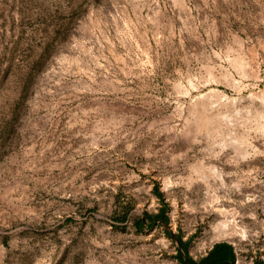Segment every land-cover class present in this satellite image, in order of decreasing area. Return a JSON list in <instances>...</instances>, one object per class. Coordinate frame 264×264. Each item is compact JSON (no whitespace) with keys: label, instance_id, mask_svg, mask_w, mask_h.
I'll return each instance as SVG.
<instances>
[{"label":"rangeland","instance_id":"1","mask_svg":"<svg viewBox=\"0 0 264 264\" xmlns=\"http://www.w3.org/2000/svg\"><path fill=\"white\" fill-rule=\"evenodd\" d=\"M175 234L264 262V0H0V264H179Z\"/></svg>","mask_w":264,"mask_h":264},{"label":"trees","instance_id":"2","mask_svg":"<svg viewBox=\"0 0 264 264\" xmlns=\"http://www.w3.org/2000/svg\"><path fill=\"white\" fill-rule=\"evenodd\" d=\"M152 194L158 199L159 207L154 214L143 213L134 221L137 227H142L144 221L146 225L151 226L154 223L166 224V209L167 205L163 202L161 193L155 188L151 190ZM126 213H124L123 218ZM173 240L177 245L174 258L179 264H231L234 258L232 246L227 242H216L206 251V253L198 259L191 258L187 252L186 247L188 241H182L178 234L173 236ZM253 264H264L263 261H256Z\"/></svg>","mask_w":264,"mask_h":264},{"label":"bare ground","instance_id":"3","mask_svg":"<svg viewBox=\"0 0 264 264\" xmlns=\"http://www.w3.org/2000/svg\"><path fill=\"white\" fill-rule=\"evenodd\" d=\"M214 210L218 213L219 217H221L220 222L218 221L219 222V224H218L219 227H217V228H219L220 231L218 230V234L217 235L218 236H220V235H227L228 236V234H231V236H232L233 234L231 232H234L233 226L236 225L235 224V222H236L235 217H231L232 215H229V214H232V213L228 214L222 208L216 207V208H214ZM229 216L232 219L228 218ZM217 228H216V233H217ZM200 249H201V247H200ZM233 264H239V260L237 258H235Z\"/></svg>","mask_w":264,"mask_h":264},{"label":"crops","instance_id":"4","mask_svg":"<svg viewBox=\"0 0 264 264\" xmlns=\"http://www.w3.org/2000/svg\"><path fill=\"white\" fill-rule=\"evenodd\" d=\"M231 246H232V244L231 243H229ZM211 247V246H210ZM232 250H233V253H234V258H233V261H232V263L231 264H233V262H234V260H235V258H236V254H235V251H234V249H233V247H232Z\"/></svg>","mask_w":264,"mask_h":264}]
</instances>
